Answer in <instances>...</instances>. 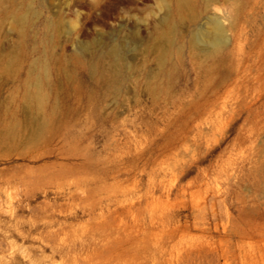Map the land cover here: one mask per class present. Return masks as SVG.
Listing matches in <instances>:
<instances>
[{"label": "rangeland", "instance_id": "rangeland-1", "mask_svg": "<svg viewBox=\"0 0 264 264\" xmlns=\"http://www.w3.org/2000/svg\"><path fill=\"white\" fill-rule=\"evenodd\" d=\"M0 264H264V0H0Z\"/></svg>", "mask_w": 264, "mask_h": 264}, {"label": "bare ground", "instance_id": "bare-ground-1", "mask_svg": "<svg viewBox=\"0 0 264 264\" xmlns=\"http://www.w3.org/2000/svg\"><path fill=\"white\" fill-rule=\"evenodd\" d=\"M218 38H219V36L217 35V36L215 37V39H213V40L216 41Z\"/></svg>", "mask_w": 264, "mask_h": 264}]
</instances>
